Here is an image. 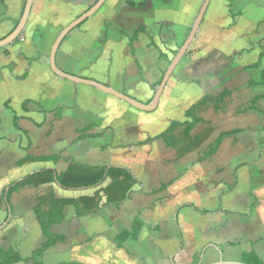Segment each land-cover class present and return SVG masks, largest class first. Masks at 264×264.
<instances>
[{
	"label": "crops",
	"instance_id": "0c3cea01",
	"mask_svg": "<svg viewBox=\"0 0 264 264\" xmlns=\"http://www.w3.org/2000/svg\"><path fill=\"white\" fill-rule=\"evenodd\" d=\"M96 1L34 0L23 39L0 50V185H3L0 192L13 183L7 182V178L17 175L16 168L37 166L31 173L44 168H54L62 173L68 167L66 159L74 158L77 162L95 166L124 167L137 176L138 166L129 155L133 153V147L138 148L137 151L144 160H141L142 165H146V154L148 150L154 149V146L152 143L139 146L138 143L161 132L151 134L147 131L144 116L132 112L129 108L132 106L128 103L96 87L61 78L50 66V52L60 32L58 26L64 19L67 23L74 20V17H69L73 16L72 9L81 8L79 16ZM143 1H146V5L138 7ZM204 1L170 0L164 3L157 0H107L95 15L67 36L58 52L57 63L65 72L97 80L148 103L154 96L155 87L153 80L146 76L141 56L145 51L152 49L163 57L173 55L176 46L187 34L192 17L199 13ZM25 3L26 0L0 2V39L15 28ZM142 25H145L146 31L138 34L137 42L140 47H135L134 56L131 55L130 49L127 55L126 47L130 48V30L134 33ZM103 30L107 33L104 42L101 41ZM164 42L167 44L166 50L163 47ZM193 42L191 45L197 50L192 54L187 52L178 64L175 77L169 80L159 107L164 97V103L169 100L177 84L178 88H183L184 91L205 90L206 93L194 101L196 103L204 95L218 92L220 89H228L232 92L229 99L234 98L237 94L234 81L239 77L245 80L248 75L249 82L260 81L264 58L260 68L245 67L257 62L263 50L264 0H212ZM140 49L143 50L142 53ZM104 57H108L106 62H103ZM252 70L258 71L259 76H252ZM18 94L23 95L20 99V110L12 105ZM258 94H264V91L254 94L247 101L238 96L237 99L242 102L237 110L239 111L245 103L248 105ZM197 96L198 94L194 98ZM26 100L30 101V111L27 112L23 110ZM7 103L10 107L6 106ZM257 104L263 110L264 98L259 99ZM61 108L62 117L56 119L57 111ZM8 112L12 113L13 128L4 131L3 114L7 116ZM15 112L20 116L21 129L14 125ZM184 116L185 118L177 120H190L185 113ZM131 118L133 120L130 124L143 126L137 129V133L132 134L137 135V140L135 143L118 144L131 134L129 132L132 128L126 123ZM90 124H96L92 132L101 136L86 137L76 142L78 130ZM179 128L181 130H176L178 137L183 133V127ZM244 131L242 128V132L237 135ZM262 131L264 129L259 127L255 133L261 135ZM230 139L232 137L225 139L214 155L220 153L224 143ZM92 140L96 141L95 144L87 142ZM162 142L168 149L178 151L179 145L169 147L163 140ZM74 145L78 146L77 149L85 148L88 151L78 157L70 156ZM91 145L98 148V155L102 154L99 160H95L98 158L97 152L94 153ZM188 148H191V144ZM46 149L48 153L44 154ZM124 150L127 151L125 158H118V151ZM254 150L252 158H246V146H239L237 153H242L238 156L240 159L228 156L220 163L221 167L229 169L233 180L237 182L232 185L221 181L222 186H219L211 181L210 185L200 187L203 189L205 186V192L200 193L197 180H193V177L197 176L198 167L187 164L186 168H183L185 173L158 194H154V191L176 175L166 181L160 179L157 186L137 176L140 184L135 185L128 198L119 207L114 206L115 210L107 217L95 210L78 216L74 208L73 226L69 227L71 221L67 215L62 224L53 226V231L60 225L68 227L67 231L59 233L65 237V241L51 247L43 256L44 259L56 257L57 261L47 263L36 258L31 260L32 264L72 261L83 264H184L189 257H195L202 247H205L203 251L207 248L221 250L214 242V234L222 229L229 215H242L247 212V208L251 211L253 205L256 206L255 216L259 217L262 229L258 233L257 243L253 245L250 242L242 248L241 255L242 252L255 249L264 261V241L261 239L264 237V143H260ZM27 154L37 157L56 155L61 156V159L57 163L35 161L18 166V161ZM81 155H91L90 158L95 162L82 161ZM200 162L201 160H196L194 164ZM163 163V166H167ZM21 179L23 178L16 180ZM111 182L112 179L108 183L105 182L104 187ZM57 185L64 191L77 192L78 199L95 197L101 193V185L84 189H66L58 183ZM29 189V205L25 204L23 196H18L15 202L12 201V195L11 209L14 219L0 232V246L4 247L1 244L5 242L8 244L5 249L18 246L23 259L30 257L36 250L26 256L22 249L24 243L32 238L33 227L39 223L32 205L37 189ZM218 189H221L222 194L218 193ZM190 204L208 210L209 213L201 214L189 206ZM221 214L225 215L223 221ZM7 216L8 206L5 205L0 210V225ZM207 217L210 219L207 220ZM214 217H218L220 222L211 223V218ZM136 218L142 220V225L140 233L134 237L133 222ZM124 231L131 234L122 243ZM39 233L42 244L46 239L41 227ZM60 251L63 253L60 254ZM28 262L23 260L16 264Z\"/></svg>",
	"mask_w": 264,
	"mask_h": 264
},
{
	"label": "rangeland",
	"instance_id": "374dc122",
	"mask_svg": "<svg viewBox=\"0 0 264 264\" xmlns=\"http://www.w3.org/2000/svg\"><path fill=\"white\" fill-rule=\"evenodd\" d=\"M174 1V0H173ZM165 7H169L168 5H165ZM81 8L72 9L71 13L72 15H69V17H74V19L78 16L79 13H81ZM198 14L196 16H193L191 19V23H189L187 34L183 37V40H181L180 44L176 46L174 54L169 57H163L159 55L158 51L153 52V49L148 52H144L143 56H141V62L143 63V66L145 67V73L146 76H148L151 80L154 82V89L156 90L159 83L161 82L163 75L165 71L167 70L171 60L173 59L174 55L178 51L179 47L182 45L184 40L186 39L187 35L190 32V29L192 28V25L196 19ZM73 21V20H71ZM70 21V22H71ZM67 20L64 19L59 27L60 31L68 25ZM133 30H130L129 36L132 34ZM146 31V28H145ZM144 31V32H145ZM25 30L22 33V37ZM60 33V32H59ZM104 33H102L101 38H104ZM21 37V38H22ZM19 40H22V39ZM146 39V38H144ZM195 41V40H194ZM146 42V40H144ZM143 42V44H144ZM194 43V42H193ZM167 44L164 42V50L167 49ZM193 45V44H192ZM190 46L189 54L194 53L197 49L195 47ZM135 47H140L139 42L134 43ZM7 47V46H6ZM1 48L0 50L5 49ZM130 48L128 46L126 47V53L128 54ZM143 50L140 49V53H142ZM145 55V56H144ZM129 58H132L129 56ZM133 59V58H132ZM108 60V57L103 58V62H106ZM162 66V68L160 67ZM158 68H160L158 70ZM252 76H259V72L256 70L250 71ZM175 77V71L171 77L173 79ZM174 82V81H172ZM249 83V77L247 75L245 80H242L240 77L237 78L234 81V84L236 86L237 94H235L234 98H227L222 106L221 109H216L213 106H209L207 108L202 109L198 112V115L205 119V123H200L196 126L194 131L192 132L191 137L189 140H183L179 144L178 151L172 148H167L162 140L153 143L154 149L148 150L146 154V165H142V162L144 160L141 159V153H138L137 147H133V153L129 154L133 157V161L137 164L138 168L137 176L141 179L149 180L151 184H154L155 186L158 185L159 180H167L170 179L173 175L177 176L178 173L183 174L185 173L186 165L191 164L192 166H197V176H194L193 180H197L198 182V191L200 193L205 192V190L200 189L203 185H210L211 181H214L216 185L221 184V181H224L225 183H229L230 185L237 183L235 180H233V175L230 174L229 169H226L225 167H221V162L228 156H231L233 159H240L238 156L242 155V153H237L238 147L246 146L247 152H246V158H252L255 147L258 146L260 143H264V131L260 133H255V130H258L259 127L264 129V115L259 114L254 111H248L246 113H239L237 110L238 105L242 102L238 100V96L244 99V101H247L250 97H252L254 94L260 93L264 91V87H250L248 85ZM179 85L174 89V92H172V95L169 97V100L164 103L163 101L160 104V107L157 108L154 112H143L137 109H134L133 107H129L132 112L136 114H141L144 116L146 127L145 129L149 131L151 134H156L159 132L164 131L170 124L172 120L177 119H183L184 111L191 106L196 99L201 97L205 92V90L202 89H192V90H186L184 91L182 89L178 88ZM199 88V87H198ZM235 92V91H234ZM198 96L194 98L196 95ZM23 95L18 94L15 96L13 100V107L17 110H20L21 104L20 99ZM193 100V101H191ZM141 101V100H140ZM143 102V101H142ZM179 102V103H178ZM249 102V101H248ZM179 104V105H178ZM29 106V104H28ZM247 106L245 103L243 105ZM264 106V104H263ZM264 110V109H263ZM134 117V116H133ZM132 117V118H133ZM128 118V116H127ZM128 120L126 123H129L130 128H132L131 133L128 137H124V140L121 142H118V144H130L135 143V140H137V135L132 136L133 132L137 133V129L143 128V126H138L130 124V121L133 119ZM135 119V117H134ZM137 120V118H136ZM3 130L8 131L11 127L13 128V122H12V113L8 112V115L6 116L3 114ZM235 128H243L245 129L244 133L237 135L236 137H232V139L226 141L223 145V149L220 153L217 155H211L207 159L201 161L198 164H194L196 160H200V158L203 156L204 152L208 149L209 145L218 137V135L223 131L232 130ZM178 130H181V128H178ZM139 136V134H138ZM73 135L71 136L72 141ZM261 139V141H260ZM125 140H133V141H125ZM78 142V141H76ZM76 142L75 145L77 144ZM91 144H95L96 141H87ZM191 144V148H188ZM73 146L71 148L70 156L78 157L79 154H84V152H87L85 148L77 149L78 146ZM76 147V148H75ZM90 147L93 148V151H98V148L95 145H91ZM74 148V149H73ZM86 150V151H85ZM83 152V153H82ZM127 151H118L117 156L118 158L124 159L125 154ZM26 153V152H25ZM44 154L48 153V150L43 151ZM96 154V153H95ZM101 154V153H100ZM97 152L98 158L95 160H99V156ZM102 155V154H101ZM96 156V157H97ZM88 157H84V155H81L82 161H90L95 162L94 159ZM142 160V162H141ZM141 162V163H140ZM163 162L167 166H163ZM110 163V162H109ZM163 163V164H162ZM16 165V164H15ZM90 165V164H89ZM130 166L132 164H129ZM146 166V167H145ZM38 167H23L22 169H15V172H17V175L10 176L7 178V182L16 181L18 178H24L28 174H30L32 171L36 170ZM130 168V167H129ZM12 171V170H7ZM13 172V171H12ZM10 173V172H9ZM113 175L106 179V183L110 182L111 179H113ZM22 180V179H21ZM104 182L103 185L100 187V192H102L104 186L106 183ZM8 184V183H7ZM6 184V185H7ZM3 185H0V189H2ZM36 187V196L32 201L33 205V211L36 210V208L46 207V198L55 195L58 196L61 199V202L65 204L66 206V215L70 218L71 225L69 227L73 226V218L72 214H74V206L70 202L72 199H78L77 192L73 191H64L62 190L57 183L50 182L48 180H42L38 183L34 184H27L24 186H21L16 192H14L12 201L15 202V199L18 196H23V201L25 204L29 205V188ZM217 188V186H216ZM84 189V188H81ZM203 190V191H202ZM219 190V189H218ZM1 193V192H0ZM219 194H222L221 189L218 192ZM27 195V196H25ZM257 203V200L255 201ZM105 199H103L102 203L100 204V215H103L105 217L110 215L111 211L115 210V207L113 205L105 206ZM237 204V202H236ZM244 210V209H243ZM247 212L244 213L245 215H233L228 216L223 223V227L221 230L218 231V233L214 234V242L219 247H221V250H216L215 248H207L205 251L203 249L205 247H202L200 251L196 252L195 257H189L185 260L184 264H206L210 263L212 261L218 260L220 257H222L225 260H241V250L242 248L248 246L250 242L255 245L257 243L258 233L261 231L262 227L259 222V217L255 216V210L250 211L249 208L246 209ZM245 210V211H246ZM222 218L225 217L224 214H221ZM247 216V217H246ZM13 216L6 224L9 225L13 222ZM210 217H207V220H209ZM5 219L3 223L6 221ZM223 221V220H222ZM212 222H220L218 221V217L211 218ZM2 223V224H3ZM1 224V225H2ZM0 225V226H1ZM5 226V227H6ZM3 227L1 231L5 229ZM220 227V226H219ZM56 228V226L54 227ZM68 227L66 225H60L58 228H56L54 231L55 233L59 234L63 230L67 231ZM9 232V231H8ZM40 227L39 223H36L35 227H33V234L31 235L32 238L24 243L23 245V254L29 255L32 253L34 249H37L40 247ZM211 235V234H210ZM44 236V235H43ZM45 237V236H44ZM263 237H261L262 239ZM46 239V238H45ZM264 241V239H262ZM1 243V242H0ZM219 243V244H218ZM246 244V245H245ZM4 247H6L8 244L7 242L2 243ZM264 252V250H263ZM60 254L63 253L62 251L59 252ZM203 254V255H202ZM39 259H42L46 261L47 263H52L57 261L56 257H51L44 259L43 257H38ZM27 264H32L31 260Z\"/></svg>",
	"mask_w": 264,
	"mask_h": 264
},
{
	"label": "trees",
	"instance_id": "16d2710c",
	"mask_svg": "<svg viewBox=\"0 0 264 264\" xmlns=\"http://www.w3.org/2000/svg\"><path fill=\"white\" fill-rule=\"evenodd\" d=\"M4 0H0L3 2ZM164 3L169 2L170 0H157ZM146 5V1L141 2L138 7H144ZM86 22V21H85ZM84 22V23H85ZM18 23V22H17ZM82 23L80 26H82ZM79 26V27H80ZM78 28V27H77ZM145 31V25L138 27V29L130 35V53L131 55H135V46L134 43L137 42V37L139 33ZM104 38H101V41H105L107 37V33L103 30ZM22 35L17 39L19 40ZM16 40V41H17ZM262 52L260 54L259 60L253 64H250L245 67V69H257L262 66V60L264 58V46H262ZM248 85L250 87H264V70L262 71L260 81L251 80ZM232 92L228 89H220L218 92H213L204 95L201 99H199L196 103L192 104L185 112V115L190 120L179 121L172 120L168 128L155 135L148 137L146 140L138 143L139 146L147 145L157 140H163L167 146L169 147H178L181 141L189 140L191 132L195 129V127L199 123H205V119L198 116V112L204 108L209 106H213L216 109H221L225 100L231 97ZM264 98V94L255 95L247 106L240 108L239 113H246L248 111H254L264 115V111L258 107V100ZM29 100L24 101L23 110L30 111L28 104ZM7 107H10L9 104H6ZM63 109L57 111L56 119H60L62 117ZM20 116L14 113V125L16 128L21 129L19 125ZM96 124H90L83 129L78 130L77 141L84 139L86 137H98L101 134L93 133ZM179 127H183V133L180 137L176 135V130ZM242 132V128H235L228 131L221 132L218 137L209 145L208 149L204 152L201 157V161L207 159L211 155H214L225 139L229 137L236 136L237 134ZM124 147V146H123ZM61 156H41L37 157L33 154H27L24 158L18 161V166H22L29 162L42 161V162H53L57 163L61 158ZM68 163V167L62 173L57 172L54 168H44L37 172L28 174L22 180H16L11 185H9V191L6 192V188L0 193V210L7 204L11 206V197L14 192H16L21 186L27 184L38 183L42 180H48L50 182H56L60 184L63 188L66 189H78V188H88L94 187L103 184L107 178L113 175L112 182L103 188L102 192L96 194L95 197H82L80 199H72L70 202L74 206L76 213L78 216L83 214L91 213L92 211H100V204L102 200L105 199V206L113 205L115 207H119L121 203H123L128 196L133 192V188L135 185L140 184L137 176L129 169L124 167H116V166H95L77 162L74 158L66 159ZM183 174L177 175L175 178L171 179L168 182L162 184L161 188L154 191V194H158L163 192L169 185L178 180ZM46 207L36 208V218L40 224L43 235L46 240L41 244L39 248L33 251L32 255L26 259H23L21 256L20 249L18 246H11L8 249L0 246V264H16L23 260L30 261L35 260L38 257H43L51 247L56 246L59 243L65 241V237L61 234H57L53 231L54 225L62 224L66 220V205L61 202V199L58 196L52 195L46 198ZM192 208L199 211L201 214L209 213L208 210L200 209L193 204H190ZM255 205L252 206L251 211L255 210ZM8 216L6 217V219ZM142 225V220L140 218H136L133 222V232L132 235L137 237L140 233V228ZM131 233L128 231H124L122 235V243ZM264 239V237L262 238ZM119 246L122 244H118ZM241 261L247 262L250 264H264L263 259L258 254V252L253 249L250 252H242ZM35 264H44L42 262H35ZM57 264H83L78 261L72 262H63Z\"/></svg>",
	"mask_w": 264,
	"mask_h": 264
},
{
	"label": "water",
	"instance_id": "95a60500",
	"mask_svg": "<svg viewBox=\"0 0 264 264\" xmlns=\"http://www.w3.org/2000/svg\"><path fill=\"white\" fill-rule=\"evenodd\" d=\"M106 1L107 0H97L90 8H88L85 12H83L78 17H76L73 21H71L68 25H66L60 31V33L58 34V36H57V38H56V40L52 46L51 52H50L49 59H50L51 69L57 76H59L61 78L70 80V81L75 82L77 84H84V85L96 87V88L100 89L101 91H103L107 94L113 95L116 98L128 103L130 106L134 107L135 109H138V110L143 111V112H148V113L154 112L159 107L161 97H162L164 90H165L169 80L171 79L176 67L181 62V60L185 57V55L187 54V52L190 49L191 44L195 40L212 0H205L203 2L202 6L199 10V13H198L193 25H192V28L190 29L189 34L187 35L183 44L179 47V49L176 52L173 59L171 60L167 70L165 71V73L163 75L161 82L159 83L157 89L155 90V93H154L152 100L148 103L142 102V101L128 95L125 92L117 90V89L110 87L106 84H103L97 80L89 79V78H85L82 76H78V75H74V74L65 72L64 70H62L59 67V65L57 63L58 52L60 50L62 43L67 38V36L73 30H75L77 27H79L82 23L87 21L90 17L95 15L101 9V7L106 3ZM33 3H34V0H26L22 15H21L17 25L9 34H7L6 36H4L3 38L0 39V49L14 43L22 35L23 31L25 30V28L28 24V21H29L30 15H31V11H32V7H33ZM9 188L10 187H7L6 192L9 191ZM7 206H8V218L0 226V230L6 226V224L8 223V221L12 217L11 206L9 204H7ZM206 264H250V263L243 262L241 260H225L222 257H220L218 260H215V261H212V262L206 263Z\"/></svg>",
	"mask_w": 264,
	"mask_h": 264
},
{
	"label": "built area",
	"instance_id": "2783aa9c",
	"mask_svg": "<svg viewBox=\"0 0 264 264\" xmlns=\"http://www.w3.org/2000/svg\"><path fill=\"white\" fill-rule=\"evenodd\" d=\"M21 39H23V37Z\"/></svg>",
	"mask_w": 264,
	"mask_h": 264
}]
</instances>
